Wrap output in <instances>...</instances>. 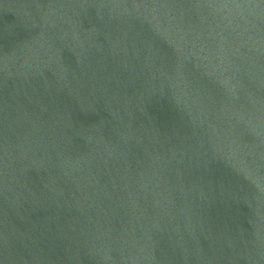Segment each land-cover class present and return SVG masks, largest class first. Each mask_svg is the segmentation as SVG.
Masks as SVG:
<instances>
[{
    "label": "water",
    "instance_id": "obj_1",
    "mask_svg": "<svg viewBox=\"0 0 264 264\" xmlns=\"http://www.w3.org/2000/svg\"><path fill=\"white\" fill-rule=\"evenodd\" d=\"M0 264H264V0H0Z\"/></svg>",
    "mask_w": 264,
    "mask_h": 264
}]
</instances>
